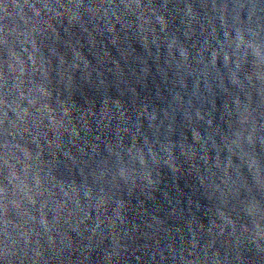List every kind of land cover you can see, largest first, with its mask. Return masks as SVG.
I'll use <instances>...</instances> for the list:
<instances>
[{
    "label": "water",
    "instance_id": "water-1",
    "mask_svg": "<svg viewBox=\"0 0 264 264\" xmlns=\"http://www.w3.org/2000/svg\"><path fill=\"white\" fill-rule=\"evenodd\" d=\"M0 264H264V0H0Z\"/></svg>",
    "mask_w": 264,
    "mask_h": 264
}]
</instances>
